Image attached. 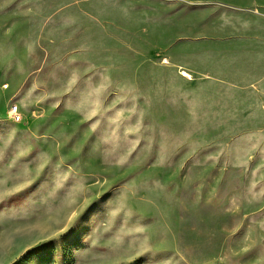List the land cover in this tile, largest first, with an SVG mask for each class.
<instances>
[{
  "label": "rangeland",
  "instance_id": "rangeland-1",
  "mask_svg": "<svg viewBox=\"0 0 264 264\" xmlns=\"http://www.w3.org/2000/svg\"><path fill=\"white\" fill-rule=\"evenodd\" d=\"M0 264H264V0H0Z\"/></svg>",
  "mask_w": 264,
  "mask_h": 264
},
{
  "label": "built area",
  "instance_id": "built-area-1",
  "mask_svg": "<svg viewBox=\"0 0 264 264\" xmlns=\"http://www.w3.org/2000/svg\"><path fill=\"white\" fill-rule=\"evenodd\" d=\"M11 114L16 118V119H19V116L17 114V107L16 106H13L12 109H11Z\"/></svg>",
  "mask_w": 264,
  "mask_h": 264
}]
</instances>
